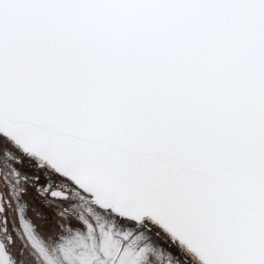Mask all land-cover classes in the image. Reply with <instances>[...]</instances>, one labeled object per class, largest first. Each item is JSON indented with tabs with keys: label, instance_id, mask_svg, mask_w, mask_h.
Returning a JSON list of instances; mask_svg holds the SVG:
<instances>
[{
	"label": "snow or ice",
	"instance_id": "snow-or-ice-1",
	"mask_svg": "<svg viewBox=\"0 0 264 264\" xmlns=\"http://www.w3.org/2000/svg\"><path fill=\"white\" fill-rule=\"evenodd\" d=\"M0 264H264V0H0Z\"/></svg>",
	"mask_w": 264,
	"mask_h": 264
}]
</instances>
